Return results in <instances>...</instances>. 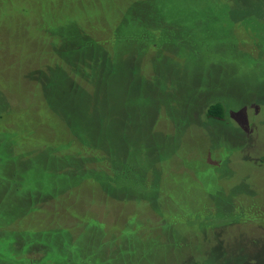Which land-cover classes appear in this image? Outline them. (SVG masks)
Listing matches in <instances>:
<instances>
[{
	"label": "rangeland",
	"instance_id": "rangeland-1",
	"mask_svg": "<svg viewBox=\"0 0 264 264\" xmlns=\"http://www.w3.org/2000/svg\"><path fill=\"white\" fill-rule=\"evenodd\" d=\"M262 158L264 0H0V264H264Z\"/></svg>",
	"mask_w": 264,
	"mask_h": 264
},
{
	"label": "trees",
	"instance_id": "trees-1",
	"mask_svg": "<svg viewBox=\"0 0 264 264\" xmlns=\"http://www.w3.org/2000/svg\"><path fill=\"white\" fill-rule=\"evenodd\" d=\"M211 100H214V102H211L210 105L206 107V116L210 120H216L219 122L225 120V118L227 117V113L224 107V103H222L221 101H216L215 98ZM261 162L264 165V158L261 159Z\"/></svg>",
	"mask_w": 264,
	"mask_h": 264
}]
</instances>
